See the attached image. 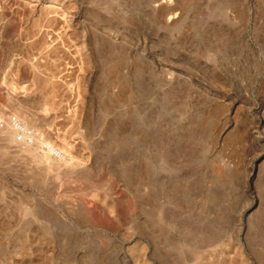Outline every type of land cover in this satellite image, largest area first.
Segmentation results:
<instances>
[{"label": "rangeland", "instance_id": "1", "mask_svg": "<svg viewBox=\"0 0 264 264\" xmlns=\"http://www.w3.org/2000/svg\"><path fill=\"white\" fill-rule=\"evenodd\" d=\"M9 122L0 264H264V0H0Z\"/></svg>", "mask_w": 264, "mask_h": 264}, {"label": "bare ground", "instance_id": "2", "mask_svg": "<svg viewBox=\"0 0 264 264\" xmlns=\"http://www.w3.org/2000/svg\"><path fill=\"white\" fill-rule=\"evenodd\" d=\"M163 2L165 1H162L160 3L163 4ZM29 126H31V124ZM19 129H21L22 133H20L21 134L19 135L20 137L17 138L19 134L18 133ZM34 131H35L34 129L28 130L26 125H23L22 128H19L17 124L9 122L6 125L5 129H3L2 131L3 136L1 137L0 141H2L3 145L6 146L7 150L11 149V151H13L14 153L15 152H19L22 154L27 153L25 155L28 156V154H31L29 156H32L34 153H36V151H38L37 150L38 146L42 142V140L40 139L41 136H39V134ZM51 152L53 153L52 150L51 151L48 150L46 155L47 156L50 155ZM43 159H45L44 155L41 156L40 160ZM238 231H241V229L239 228Z\"/></svg>", "mask_w": 264, "mask_h": 264}]
</instances>
